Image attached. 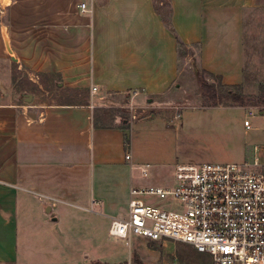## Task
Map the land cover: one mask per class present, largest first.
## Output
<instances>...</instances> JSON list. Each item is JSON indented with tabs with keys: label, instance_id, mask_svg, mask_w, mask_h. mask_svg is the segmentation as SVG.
<instances>
[{
	"label": "crops",
	"instance_id": "1",
	"mask_svg": "<svg viewBox=\"0 0 264 264\" xmlns=\"http://www.w3.org/2000/svg\"><path fill=\"white\" fill-rule=\"evenodd\" d=\"M4 2L0 62H13L34 84L54 80L80 99L22 103L0 93V264H21L19 229L27 198L42 195L92 211L98 204L109 212L118 195H130L134 188L132 172L141 166L129 164L132 156L126 159V140L146 123L126 129L120 116L103 117L100 103L114 98L140 105L170 91L180 76V43L201 46L205 69L229 85L244 86L243 34L255 33L247 30L246 20L248 13L264 11V0ZM82 4L88 12H82ZM179 164L188 163L171 167L173 180ZM49 206L67 228L56 243L79 247L76 210ZM43 218L45 226L48 219L55 222L51 215Z\"/></svg>",
	"mask_w": 264,
	"mask_h": 264
},
{
	"label": "rangeland",
	"instance_id": "2",
	"mask_svg": "<svg viewBox=\"0 0 264 264\" xmlns=\"http://www.w3.org/2000/svg\"><path fill=\"white\" fill-rule=\"evenodd\" d=\"M248 14L247 30L255 33L243 34L244 86L229 85L220 75L205 69L202 47L197 45L181 48L180 76L176 86L167 93L140 105L114 98L100 103L99 111L103 117L120 116L126 129L133 130L146 123L142 129L131 131V142L126 140L133 158L129 164L151 165L149 177L142 176L140 170H133L134 187L171 185L174 182L171 167L176 163L230 164L255 159L264 163V115L260 114L261 110L210 108L205 105L201 87L205 80L219 88H233L251 97L264 93V11ZM0 76H4L0 79V93H10L14 99L19 97L22 103H31L34 99L55 103L80 100L76 94L61 89L54 80L42 85L32 83L30 75L10 61L0 62ZM248 118L251 122L249 130L244 126ZM123 193L117 196V204L109 212L103 211L98 204L93 205L92 211L57 202L61 211L76 210L78 218L73 226L80 225V248L75 247L77 242L71 246L56 243L58 237L63 238L67 233L61 221L48 219L50 226L41 221L43 217L48 218L44 207L52 202L39 203L38 195H32L35 200L27 198V215L22 216L19 229L21 264H72L75 258L80 264H135L136 258L142 264H214L211 255L198 253L187 244L138 238L128 242L110 237L111 220L128 214L130 195Z\"/></svg>",
	"mask_w": 264,
	"mask_h": 264
},
{
	"label": "built area",
	"instance_id": "3",
	"mask_svg": "<svg viewBox=\"0 0 264 264\" xmlns=\"http://www.w3.org/2000/svg\"><path fill=\"white\" fill-rule=\"evenodd\" d=\"M81 10L88 12L87 5ZM244 126L251 128L249 118ZM150 168L139 167L141 175L148 177ZM108 234L187 244L214 264H264V164H179L173 185L132 188L128 214L112 219Z\"/></svg>",
	"mask_w": 264,
	"mask_h": 264
},
{
	"label": "trees",
	"instance_id": "4",
	"mask_svg": "<svg viewBox=\"0 0 264 264\" xmlns=\"http://www.w3.org/2000/svg\"><path fill=\"white\" fill-rule=\"evenodd\" d=\"M156 10L160 14L163 12L160 7H157ZM168 14L169 11H166L164 20L170 27ZM180 46L184 47L182 43H180ZM201 87L204 93L205 105L210 108L223 106L227 108H255L261 110V112L264 111V93L251 97L233 88H219L214 84L207 83L205 80H202ZM134 263L142 264L137 258Z\"/></svg>",
	"mask_w": 264,
	"mask_h": 264
},
{
	"label": "water",
	"instance_id": "5",
	"mask_svg": "<svg viewBox=\"0 0 264 264\" xmlns=\"http://www.w3.org/2000/svg\"><path fill=\"white\" fill-rule=\"evenodd\" d=\"M9 51L11 52L10 49H9ZM13 61H16V59L13 58ZM46 213L49 214V215H51V216H52V219H53L55 222L58 220L57 217H55V214L52 213V207L48 206V207L46 208Z\"/></svg>",
	"mask_w": 264,
	"mask_h": 264
},
{
	"label": "bare ground",
	"instance_id": "6",
	"mask_svg": "<svg viewBox=\"0 0 264 264\" xmlns=\"http://www.w3.org/2000/svg\"><path fill=\"white\" fill-rule=\"evenodd\" d=\"M5 2H6V3H8V2H9V0H5Z\"/></svg>",
	"mask_w": 264,
	"mask_h": 264
}]
</instances>
